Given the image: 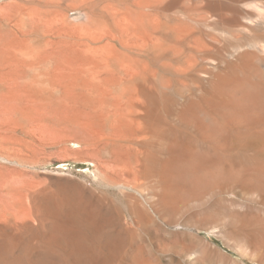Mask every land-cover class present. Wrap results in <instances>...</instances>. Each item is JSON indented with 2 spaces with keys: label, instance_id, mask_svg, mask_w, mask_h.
Listing matches in <instances>:
<instances>
[{
  "label": "bare ground",
  "instance_id": "1",
  "mask_svg": "<svg viewBox=\"0 0 264 264\" xmlns=\"http://www.w3.org/2000/svg\"><path fill=\"white\" fill-rule=\"evenodd\" d=\"M235 140L264 149V0H0V264H65L18 248L37 198L9 177L12 164L50 151L89 159L163 221L159 206L184 194L187 172L191 188L215 187ZM179 224L186 249L209 253L204 227ZM74 238L69 263L84 264Z\"/></svg>",
  "mask_w": 264,
  "mask_h": 264
},
{
  "label": "rangeland",
  "instance_id": "2",
  "mask_svg": "<svg viewBox=\"0 0 264 264\" xmlns=\"http://www.w3.org/2000/svg\"><path fill=\"white\" fill-rule=\"evenodd\" d=\"M238 142L235 140L232 150L220 154V176L215 187L206 186L207 180L202 179L196 182L195 189L191 188L195 181L189 178L188 172L189 176L184 175L183 187L188 190L184 189V194L174 199L170 208L159 206L164 213L163 221L150 209L151 199L146 201L136 193L105 183L103 173L89 159H64L58 157L57 151H50L44 157L33 158V163L21 167L12 164L8 169L10 174L6 171L9 177L19 176L17 186L34 191L37 198L35 202L26 203L31 210L26 222L35 228L28 229L21 237L18 248L29 243L26 246L29 255L40 253L53 261L70 264L72 250L75 252L77 245L74 235L79 232L87 248L84 264H134L137 261L145 264H264V167L256 164L264 149L240 147L242 142ZM132 196L148 210L147 219L138 215ZM54 204H60L55 210L57 215L53 209L50 211ZM49 211L53 216L47 213ZM108 214L112 215L110 223L104 219ZM122 219L124 225L119 227ZM50 220L55 223L54 228L47 226ZM183 221L205 228L195 229V232L212 244L207 248L209 253L194 254L184 247L179 226ZM116 231L120 241L112 243L109 234ZM185 242H189L188 236ZM11 245L12 253L17 247Z\"/></svg>",
  "mask_w": 264,
  "mask_h": 264
}]
</instances>
